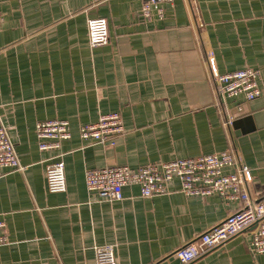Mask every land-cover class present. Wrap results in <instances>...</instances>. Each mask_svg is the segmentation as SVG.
Returning <instances> with one entry per match:
<instances>
[{"label":"crops","instance_id":"0c3cea01","mask_svg":"<svg viewBox=\"0 0 264 264\" xmlns=\"http://www.w3.org/2000/svg\"><path fill=\"white\" fill-rule=\"evenodd\" d=\"M142 0H0V125L23 170L0 166V215L9 242L0 264H97L114 245L117 264H181L177 248L243 205L217 194L123 198L89 191L88 169L131 168L231 150L251 168L249 198L264 197V87L226 97L211 77L254 68L264 79V0H174L162 20L141 16ZM104 17L109 42L92 47L88 19ZM120 111L125 133L114 146L85 141L83 124ZM63 118L72 135L40 150L37 123ZM63 154L66 190L50 192L46 166ZM226 170H229L228 168ZM254 226L189 264H264L250 244Z\"/></svg>","mask_w":264,"mask_h":264},{"label":"built area","instance_id":"2783aa9c","mask_svg":"<svg viewBox=\"0 0 264 264\" xmlns=\"http://www.w3.org/2000/svg\"><path fill=\"white\" fill-rule=\"evenodd\" d=\"M102 0H90L94 6ZM174 0H142L141 16L147 21L162 20L166 15V6ZM89 44L92 47L109 42L108 21L104 17L88 19ZM211 77L219 92L226 97L244 96L253 100L263 92L264 79L260 71L243 68L221 72L213 53L208 57ZM125 133L123 116L120 111L101 114L96 122L83 124L80 136L85 141L114 146L119 136ZM72 135L70 122L63 118L41 120L37 123V136L40 150H60L65 140ZM63 154L59 151L46 166V183L50 192L66 190V177ZM0 166L12 170H23L18 153L8 128L0 125ZM229 170H226V169ZM178 178L181 192L187 196H209L217 194L225 200L240 199L244 205L229 214L219 224L197 236L175 251L181 264H189L207 254L215 247L254 226L251 248L264 253V197L251 200L248 184L253 176L251 168L242 163L235 152L224 150L196 157L175 158L162 163H153L131 168L129 165H114L88 169L85 180L89 191L109 200L123 198V186L138 184L143 197L171 193L169 184ZM9 242L7 225L0 215V248ZM97 264H117L115 246H97Z\"/></svg>","mask_w":264,"mask_h":264}]
</instances>
